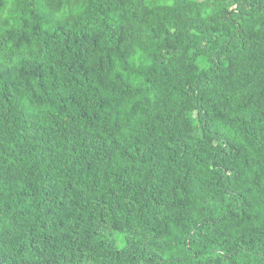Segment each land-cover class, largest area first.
Segmentation results:
<instances>
[{
    "label": "trees",
    "instance_id": "obj_1",
    "mask_svg": "<svg viewBox=\"0 0 264 264\" xmlns=\"http://www.w3.org/2000/svg\"><path fill=\"white\" fill-rule=\"evenodd\" d=\"M0 264H264V0H0Z\"/></svg>",
    "mask_w": 264,
    "mask_h": 264
}]
</instances>
